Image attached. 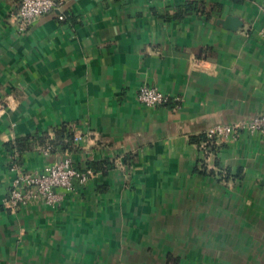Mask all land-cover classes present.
Here are the masks:
<instances>
[{
  "label": "crops",
  "instance_id": "crops-1",
  "mask_svg": "<svg viewBox=\"0 0 264 264\" xmlns=\"http://www.w3.org/2000/svg\"><path fill=\"white\" fill-rule=\"evenodd\" d=\"M21 2L0 0V264H264V139L218 145L207 174L191 141L264 113V0H65L23 34ZM143 85L171 103H139ZM65 127L76 168H112L6 209L12 156L41 170Z\"/></svg>",
  "mask_w": 264,
  "mask_h": 264
},
{
  "label": "built area",
  "instance_id": "built-area-1",
  "mask_svg": "<svg viewBox=\"0 0 264 264\" xmlns=\"http://www.w3.org/2000/svg\"><path fill=\"white\" fill-rule=\"evenodd\" d=\"M65 3V0H22L18 12V32L26 33L39 18L55 11L58 12V19L64 22L66 15L62 9ZM137 97L139 103L148 107L162 106L170 101V96L149 85L141 86ZM245 131L259 134L264 139V113L233 124L215 125L207 130L206 135L218 146L239 138ZM82 138L81 135H76L74 144L77 145ZM38 150L45 157H52L54 154L50 145L40 146ZM200 151L203 154L200 167L203 168L204 161L209 164V159L215 157L205 149ZM19 159V156L14 154L10 160L9 171L14 175V179L4 203L5 208L13 212L39 201L56 207L64 198V193H74L79 185L88 184L93 176V172L88 168L84 171L77 170L69 153L46 164L41 170H27L19 164Z\"/></svg>",
  "mask_w": 264,
  "mask_h": 264
},
{
  "label": "trees",
  "instance_id": "trees-1",
  "mask_svg": "<svg viewBox=\"0 0 264 264\" xmlns=\"http://www.w3.org/2000/svg\"><path fill=\"white\" fill-rule=\"evenodd\" d=\"M228 1H231V2H233L235 4H243V3H245L246 0H228ZM217 6H219V4ZM203 7L204 6H200L199 4H191V5L186 7L184 12H192L193 10H196V9H198L199 12H202L203 11V9H202ZM170 103H171V101H169L168 103L163 104V105H169ZM178 106H179V104L177 103V107ZM67 131L69 132V130H67V127H65V129L62 128V130L57 131V134H58L57 138L52 140L49 137H45V138H43V142L41 141V143L43 145L52 146L53 149H54L53 153H56V151H58V149L60 148L62 151H65V152H67V153H69L71 155V153H73L76 150H78V147H77V145L74 144L73 136L71 137L70 133L67 134ZM191 141L194 142L200 148V150L201 149H205L207 152H212V153L214 151H216V148H217L216 144L207 138L206 133H204V134H202L200 136H193L191 138ZM24 143H25L24 141L23 142H19L17 147L19 149H22V148L25 149ZM18 162H19V164L22 163L21 158L18 160ZM214 164L216 165V161H215ZM101 167H104L103 169H105V167L111 169L112 168V164H110L108 162H100V163H92V164L90 163V164H88L87 168L90 169L92 172H96V171H99ZM76 169L79 170V171H84V170H81V169H78V168H76ZM208 169H209V164L204 161L203 162V172L202 173L203 174H207L208 173ZM228 171L229 170H225V174L224 175L222 174V177L225 179V181H227L229 176H230ZM211 173H213V172H211Z\"/></svg>",
  "mask_w": 264,
  "mask_h": 264
},
{
  "label": "water",
  "instance_id": "water-1",
  "mask_svg": "<svg viewBox=\"0 0 264 264\" xmlns=\"http://www.w3.org/2000/svg\"><path fill=\"white\" fill-rule=\"evenodd\" d=\"M221 23L226 29H229L232 31H236L240 27L243 26V22L239 18H236V17H228L225 20L221 21Z\"/></svg>",
  "mask_w": 264,
  "mask_h": 264
}]
</instances>
